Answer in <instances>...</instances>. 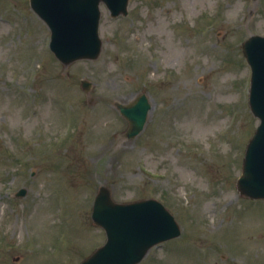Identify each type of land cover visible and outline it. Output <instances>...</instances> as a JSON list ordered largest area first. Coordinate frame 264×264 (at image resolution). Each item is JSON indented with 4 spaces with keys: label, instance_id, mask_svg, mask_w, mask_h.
<instances>
[{
    "label": "rangeland",
    "instance_id": "obj_1",
    "mask_svg": "<svg viewBox=\"0 0 264 264\" xmlns=\"http://www.w3.org/2000/svg\"><path fill=\"white\" fill-rule=\"evenodd\" d=\"M128 10L101 4L100 57L64 66L29 0H0V264H81L106 242L92 221L101 186L118 203L157 199L180 224L140 264H264V200L236 188L260 123L242 44L264 36V0ZM141 93L152 111L128 139L115 104Z\"/></svg>",
    "mask_w": 264,
    "mask_h": 264
},
{
    "label": "water",
    "instance_id": "obj_2",
    "mask_svg": "<svg viewBox=\"0 0 264 264\" xmlns=\"http://www.w3.org/2000/svg\"><path fill=\"white\" fill-rule=\"evenodd\" d=\"M102 2L113 17L128 13L129 0H30L31 8L49 26L51 49L64 65L99 58ZM243 51L252 68L250 106L261 124L247 146L237 187L244 196L264 199V37H251ZM81 86L86 92L92 88L87 80H82ZM117 106L130 124L127 138L137 137L151 110L147 96L143 94L133 104ZM17 195L25 196L26 190ZM93 220L106 230L107 242L82 264H138L153 246L181 234L174 216L159 201L119 204L107 186L101 187L96 197Z\"/></svg>",
    "mask_w": 264,
    "mask_h": 264
},
{
    "label": "bare ground",
    "instance_id": "obj_3",
    "mask_svg": "<svg viewBox=\"0 0 264 264\" xmlns=\"http://www.w3.org/2000/svg\"><path fill=\"white\" fill-rule=\"evenodd\" d=\"M158 24H159L158 28H160L163 23L161 21H158ZM177 52H178V48L173 46L172 50L169 54V56L172 57V60H174L176 58Z\"/></svg>",
    "mask_w": 264,
    "mask_h": 264
}]
</instances>
